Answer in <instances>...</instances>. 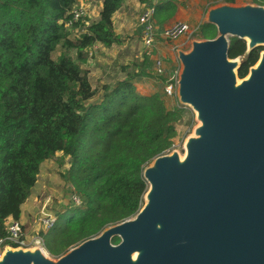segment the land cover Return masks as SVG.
<instances>
[{
	"label": "trees",
	"instance_id": "16d2710c",
	"mask_svg": "<svg viewBox=\"0 0 264 264\" xmlns=\"http://www.w3.org/2000/svg\"><path fill=\"white\" fill-rule=\"evenodd\" d=\"M78 1L0 0V242L7 237L6 220H20L41 164L61 153L69 159L66 180L83 207L59 215L42 235L52 256L139 212L147 192L144 169L168 154L178 126L191 113L171 104L175 98L165 95L162 76L153 78L158 90L143 96L135 87L141 73L128 71L113 88L102 87L98 103L87 106L97 91L81 65L94 46L121 45L113 18L126 0H100L98 20L87 26L79 20L72 29L80 28V34L71 39L65 24ZM256 1L264 6V0ZM152 8L154 18L172 17L176 3L165 0ZM197 36L213 40L216 30L205 23ZM58 48L63 52L54 59ZM262 51L247 54L245 41L230 39L227 58L241 59L239 80Z\"/></svg>",
	"mask_w": 264,
	"mask_h": 264
},
{
	"label": "water",
	"instance_id": "95a60500",
	"mask_svg": "<svg viewBox=\"0 0 264 264\" xmlns=\"http://www.w3.org/2000/svg\"><path fill=\"white\" fill-rule=\"evenodd\" d=\"M206 24L213 40L177 52V100L200 125L183 159L166 154L144 169L139 212L57 261L6 248L0 264H264V50L243 80L241 59L227 58L231 38L247 54L264 47V8L220 6Z\"/></svg>",
	"mask_w": 264,
	"mask_h": 264
},
{
	"label": "rangeland",
	"instance_id": "374dc122",
	"mask_svg": "<svg viewBox=\"0 0 264 264\" xmlns=\"http://www.w3.org/2000/svg\"><path fill=\"white\" fill-rule=\"evenodd\" d=\"M162 1L165 0H126L122 9L114 16V32L122 41L121 45L113 46L110 49L96 45L91 51V56L87 54L86 63L81 65L82 71L88 73L93 89L97 91V95L87 103V106L98 103L104 92L102 87L109 85L113 88L118 81L127 75V71L129 73H141L142 80L135 84L140 95L153 94L158 90L157 83L153 79L156 77L154 61L160 59L163 62L165 73L162 78L165 81L173 71L178 69L180 73L181 67L177 60V52L187 53L191 50L192 42L201 41L197 33L201 26L206 23L208 11L224 5L233 7L259 6L256 0H233L232 3H227V0H175V13L172 17L159 16L154 18L156 27L164 28L175 21H180L189 26V33L175 42L161 41L157 50L152 52L142 44L138 20L145 10ZM100 4V0H79L74 10L83 13L81 22L87 26L98 20ZM261 7L264 8V6ZM70 31L71 39L80 34V28ZM262 49L264 50V47ZM62 52L63 50L58 48L53 55L54 59H57ZM70 55L74 57V52H71ZM145 58H148L147 62H144ZM176 103H178L177 98L171 104L174 106ZM199 125L195 113H188L184 121L178 126L179 137L168 155L177 153L180 158L183 157L185 155V142L189 137L194 136V130ZM68 168L69 159L64 158L61 153H56L54 158L41 164L37 182L29 199L22 206V216L19 220L23 235L28 241L34 237L42 238V235L47 233L48 227L44 225V220L51 219L55 222L58 216L66 211L83 207L82 199L80 200L66 180ZM77 246L70 247L66 253ZM6 248L12 249L11 247H1L0 258ZM66 253L60 256H52L45 249L44 256L51 261H57Z\"/></svg>",
	"mask_w": 264,
	"mask_h": 264
},
{
	"label": "built area",
	"instance_id": "2783aa9c",
	"mask_svg": "<svg viewBox=\"0 0 264 264\" xmlns=\"http://www.w3.org/2000/svg\"><path fill=\"white\" fill-rule=\"evenodd\" d=\"M154 14L155 11L153 8L147 9L141 14L138 20V25L141 29V41L146 49L156 51L161 41L175 42L189 33V26L186 23L180 21H175L174 23L164 28L156 27V24L154 22ZM82 16L83 13L81 11L74 10L73 8V10L71 11V18L65 24V27L67 29H72L73 25L81 20ZM93 50L94 47L89 50L88 54L90 56L91 51ZM154 71L158 76L164 75L165 67L160 59H156L154 61ZM178 77L179 70L177 69L170 74V77L166 81V85L164 86L163 90L165 95L169 98H177L176 92ZM75 202L77 201L75 200ZM43 223L49 229L50 227H52L54 221L49 219L44 220ZM4 226L7 237L4 241L0 242L1 247H10L9 245L5 244L8 242L12 245H15V249L27 250L38 248L44 253L45 246L43 239L41 237H34L33 239L28 241L23 235L22 227L19 221H14L13 219L9 218L4 223Z\"/></svg>",
	"mask_w": 264,
	"mask_h": 264
},
{
	"label": "bare ground",
	"instance_id": "6f19581e",
	"mask_svg": "<svg viewBox=\"0 0 264 264\" xmlns=\"http://www.w3.org/2000/svg\"><path fill=\"white\" fill-rule=\"evenodd\" d=\"M184 157V156H183ZM183 157H181L180 159H183ZM44 255V254H43Z\"/></svg>",
	"mask_w": 264,
	"mask_h": 264
},
{
	"label": "crops",
	"instance_id": "0c3cea01",
	"mask_svg": "<svg viewBox=\"0 0 264 264\" xmlns=\"http://www.w3.org/2000/svg\"><path fill=\"white\" fill-rule=\"evenodd\" d=\"M21 216H22V214H21ZM21 219V218H20Z\"/></svg>",
	"mask_w": 264,
	"mask_h": 264
}]
</instances>
